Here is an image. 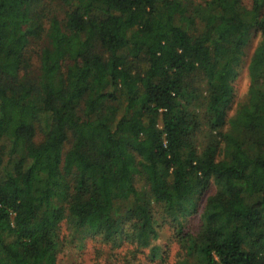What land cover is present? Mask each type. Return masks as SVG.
Returning <instances> with one entry per match:
<instances>
[{
  "label": "trees",
  "instance_id": "obj_1",
  "mask_svg": "<svg viewBox=\"0 0 264 264\" xmlns=\"http://www.w3.org/2000/svg\"><path fill=\"white\" fill-rule=\"evenodd\" d=\"M89 236L264 264V0H0V264Z\"/></svg>",
  "mask_w": 264,
  "mask_h": 264
},
{
  "label": "rangeland",
  "instance_id": "obj_2",
  "mask_svg": "<svg viewBox=\"0 0 264 264\" xmlns=\"http://www.w3.org/2000/svg\"><path fill=\"white\" fill-rule=\"evenodd\" d=\"M251 5V0H246ZM258 39L252 38L245 48L244 68L236 81L237 101L244 97L249 89L250 79L247 70L250 56L257 46ZM41 139V136L39 137ZM215 186L208 190V194L215 192ZM194 221V219H193ZM192 221V223H193ZM160 237L153 245L169 251L172 256L171 260H175L177 252V240L175 238V228L170 218L160 223ZM198 223H196V226ZM63 236L66 235V227L62 230ZM69 240V239H68ZM122 247H115V244H106L94 237H87L83 240H64V246L60 252L61 264H154L151 260L156 249H142L131 244L121 243ZM120 244V245H121ZM153 246V247H154ZM155 246V247H156ZM162 251V250H161ZM157 258V257H156ZM158 260V258H157Z\"/></svg>",
  "mask_w": 264,
  "mask_h": 264
}]
</instances>
